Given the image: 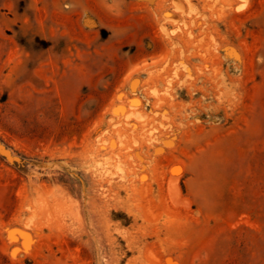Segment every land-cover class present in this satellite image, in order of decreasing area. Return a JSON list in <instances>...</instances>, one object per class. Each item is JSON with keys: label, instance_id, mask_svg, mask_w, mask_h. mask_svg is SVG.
<instances>
[{"label": "rangeland", "instance_id": "obj_1", "mask_svg": "<svg viewBox=\"0 0 264 264\" xmlns=\"http://www.w3.org/2000/svg\"><path fill=\"white\" fill-rule=\"evenodd\" d=\"M0 264H264V0H0Z\"/></svg>", "mask_w": 264, "mask_h": 264}]
</instances>
